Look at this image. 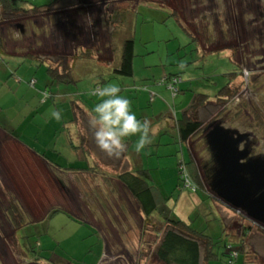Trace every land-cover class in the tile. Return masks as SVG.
Instances as JSON below:
<instances>
[{"label": "rangeland", "instance_id": "rangeland-1", "mask_svg": "<svg viewBox=\"0 0 264 264\" xmlns=\"http://www.w3.org/2000/svg\"><path fill=\"white\" fill-rule=\"evenodd\" d=\"M27 1L36 6L48 2ZM171 10L196 36L199 47L169 16ZM112 11H128L126 25L131 24L135 55L132 77L113 72L121 50L118 41L128 29L125 24L119 25L118 41L114 38L115 46L110 47L109 35L115 27L109 23ZM16 19L22 25L20 34L14 26L11 32L19 40L6 44V54H0V127L44 151L52 162L67 167L68 160L71 163L68 166L76 170L63 171L67 174L66 188L60 191L45 171L44 174L28 164L26 158L17 160L16 154L14 160V155L7 158L2 153L0 264H25L24 261L36 258L46 264H100L104 251L101 235L108 249L104 256L107 260L102 264H135L140 216L114 176L126 170L124 165L137 170L139 158L142 169L150 170L149 183L158 186L164 196L177 200L183 190L187 195L200 197L203 205L190 219L192 229L217 239L222 237L221 217L231 219L226 221L233 226L239 220L238 215L244 216L238 211L235 215L214 196L201 168L204 193L198 188L194 192L182 188L177 164L189 160L187 145L197 163H208L210 155L206 142L205 145L197 142L199 137L187 144L180 143L174 123L196 94H205L212 104L199 111L204 128L201 137L212 124L220 123L224 128L250 134L251 157L264 155V136L253 128L250 114L264 105V0H67L54 8H43L36 15ZM13 47L17 52L29 49L47 61L43 64L38 59L23 57L22 53L12 54ZM70 49L74 51L72 54L90 51L92 57L80 58L71 70L74 83L49 80L47 64L69 66ZM230 73H235L234 79L228 76ZM171 75L181 78L174 86L179 91L176 97L165 81ZM229 80L231 90L238 88L236 100L227 111L216 116L221 108L214 98ZM113 83L120 86L121 95L129 99L137 117L151 123L152 143L137 151V138L131 137L127 140V151L118 158L108 156L96 146L87 120L101 99L91 92ZM29 89L31 92H27ZM80 103L83 106L80 125L91 154L81 148L72 149L68 140L72 136L78 144L71 106ZM51 109L61 112L59 121L51 118ZM8 199L21 206L28 222L17 230L5 217ZM58 208L59 212L45 216ZM158 209L167 214L172 211L176 216L167 204ZM202 212L204 215H200ZM234 227L231 232L237 234L239 229ZM118 241L124 242L123 250ZM248 243L264 257V249H259L264 248V238L255 229ZM126 251L131 258L125 257ZM226 251L221 244L215 246L219 259L210 264H227L222 255ZM150 258L146 264H155ZM235 264H242V255Z\"/></svg>", "mask_w": 264, "mask_h": 264}, {"label": "trees", "instance_id": "trees-1", "mask_svg": "<svg viewBox=\"0 0 264 264\" xmlns=\"http://www.w3.org/2000/svg\"><path fill=\"white\" fill-rule=\"evenodd\" d=\"M63 1L67 0H48L47 4L45 5L36 6L27 0H0V54H6V44L18 42V38L14 37L11 32L12 26H14V29H18L19 32L18 26L20 23L16 19L17 16H27L28 14L36 15L43 8H54L57 4ZM126 13H128V11H112L109 16V23L111 26L115 25L114 29L109 35L110 47L115 46L113 39L115 38L117 40V34L119 32L117 28L119 25L125 24V26H127ZM169 16H173L175 18L177 23L189 36L190 41L195 42L198 46V39L181 23L177 12L175 10H171L169 12ZM203 20L204 17L202 16V21ZM127 29L128 32L124 34L119 41L117 40L121 46V50L119 61L116 68L113 70L115 75L122 77L133 76V58L135 55L134 40L131 37V24L127 26ZM204 30H206V28H204ZM25 31L26 30H24V32ZM2 35L5 36V38H3ZM207 41L208 39H206V42ZM22 51L17 52L14 47L11 49L12 54L15 52L22 53L23 57L38 59L40 63L43 64L47 61L45 58L33 54V52H30L29 49H22ZM90 56V51H81V53L78 54L79 58H87ZM74 63L75 62L73 60L70 67H63L61 63L47 64L46 74L49 80L54 82L58 81L65 84L74 83L75 80L71 72L74 67ZM233 63L235 62L233 61ZM242 74L243 73L239 69V75L243 76ZM228 76H232L234 79L235 73H230ZM165 81L168 83L170 90L176 97L177 92L179 91L175 89L174 86L181 82V78L177 75H171L167 76ZM231 81L229 80L226 85L220 88L214 98L216 104L221 108L217 112L216 116L222 115L236 100L238 88L235 87V90H231ZM243 82H241L240 86H242ZM256 84H254V86ZM94 90L91 92V94L97 95L93 94ZM208 100L209 98L207 95L201 93L196 94L192 99L188 109L184 110L180 118L175 121L174 124L176 133L180 143L187 144L190 140L199 137L197 142L202 141L205 145V138L204 136L201 137L204 128L203 123L200 121V110L205 108L207 105L212 104V102L210 103ZM73 111L74 115L72 122L75 123V128L77 129L76 133L79 138L78 144H76L74 138L72 136H68L69 144L73 149L81 148L86 154H91V151L87 145V139L82 134L83 132L81 133L82 129L80 127V123L82 119L79 117L81 109L75 107L74 105ZM250 114L252 116L253 128L261 133L262 136H264V105H262L261 109L258 110L254 108ZM194 146H196V144H194ZM187 149L189 153V160L187 162L182 160L177 164L179 179L182 182L179 167L183 164L186 168V175L194 185L195 191L197 188L202 191L199 168H201L203 171L206 182L209 184L214 176L216 166L213 162L210 152L208 163L203 164V161L199 163L195 161L191 152V148ZM64 170L75 171L76 169L66 168ZM81 171L86 172L88 169H83ZM114 178L123 185L130 198L136 205L137 212L140 216L139 246L136 253V264H146L148 261H150V257L153 258V262L155 264H209V262L219 259V256L214 252V247L219 244H221L223 248L227 250L226 253H222V255L227 259V264H235L240 255H242V264H264V257L258 255L254 250V246L248 243L249 236L251 235L253 229H255V231L264 238V228L255 225L250 221V223H247V219L244 216L238 215L236 211L232 210L235 215L239 216V220H237L238 222L236 221L233 226H229L226 220L230 221L231 219H223V217H221V221L223 222L221 229L222 237L214 239L205 234L203 231L192 229L191 223H185L177 216L172 214V211L168 214L164 213V209L159 211L158 208L163 207L170 197L164 196L160 192L158 186L151 185L149 183L152 180L149 169H137L134 171L124 170L115 174ZM110 190L112 191L111 186ZM7 204L8 206L5 213L10 223L15 227L16 230L25 225V222L28 223L26 217H24L25 215L23 210L18 203L8 199ZM101 206L105 210V207L103 205ZM119 209L124 213L122 206H120ZM57 212H59V210L52 209L45 216L48 217V215ZM234 226L239 229L237 234L231 232V228ZM233 254H235V257ZM35 261L40 260L36 258Z\"/></svg>", "mask_w": 264, "mask_h": 264}, {"label": "water", "instance_id": "water-1", "mask_svg": "<svg viewBox=\"0 0 264 264\" xmlns=\"http://www.w3.org/2000/svg\"><path fill=\"white\" fill-rule=\"evenodd\" d=\"M204 138L216 166L209 182L214 196L249 221L264 226V155L250 156V134L214 123Z\"/></svg>", "mask_w": 264, "mask_h": 264}, {"label": "clouds", "instance_id": "clouds-1", "mask_svg": "<svg viewBox=\"0 0 264 264\" xmlns=\"http://www.w3.org/2000/svg\"><path fill=\"white\" fill-rule=\"evenodd\" d=\"M95 92L101 99L92 108L89 126L101 151L118 158L127 151V140L131 137L137 138V151L152 143L150 121L137 117L129 99L121 95L118 84L100 87ZM50 115L57 121L61 119L58 109H51Z\"/></svg>", "mask_w": 264, "mask_h": 264}, {"label": "crops", "instance_id": "crops-1", "mask_svg": "<svg viewBox=\"0 0 264 264\" xmlns=\"http://www.w3.org/2000/svg\"><path fill=\"white\" fill-rule=\"evenodd\" d=\"M70 53L73 51L72 49H70ZM74 52V51H73ZM110 52V49H109ZM80 51H76L74 54L71 53V55H69V57L71 58V64L69 63V67L72 65V62L74 60V67L73 69L76 68V64L79 61V57L78 54H80ZM15 54V53H14ZM111 52H110V57H111ZM92 57V56H91ZM112 61V60H111ZM27 92H31V90H27ZM33 97V96H32ZM31 97V98H32ZM73 106H71V111H72V115H74V111H73ZM75 107L82 109V105L81 103L79 105L75 104ZM80 117V116H79ZM81 119V118H80ZM90 120V118H88ZM72 121V120H71ZM81 127V126H80ZM75 132H76V128H75ZM83 131H81L82 133ZM84 135V133H82ZM92 136V135H91ZM85 137V135H84ZM86 138V137H85ZM88 139V138H86ZM88 141V140H87ZM89 144V141H88ZM72 148V147H71ZM187 148L188 145H187ZM73 149V148H72ZM2 153L5 155L6 153V157L9 158L11 157V154L14 155V160H16V154L18 155V158H22L25 159L26 158V162L28 164H31L33 167L35 165V167L39 168V170L41 169L42 172L44 173V171L50 176L49 178H52L54 180L55 183L58 184V188L60 191H65L66 188V184H65V180H66V175L63 171L66 170H62V169H66V168H71L70 166H68L69 161H66V165L67 167H62L61 165L58 164V162H52L51 160H49L46 157V154L44 151H39L36 147L34 146H30L28 144H26L25 141L21 140V138H17L15 137V134L12 132H7L6 130H3L0 127V157H2ZM10 153V154H9ZM61 155H59L60 157ZM62 157V156H61ZM65 160V159H64ZM56 161H59L58 159ZM8 165V164H7ZM126 170H132V168L128 167L127 165H124ZM137 167L136 169H142L143 165L142 162L139 158V162H137ZM67 172V171H66ZM71 173V172H70ZM45 174V173H44ZM84 178V177H83ZM82 177L80 178L81 181L83 179ZM51 179V180H52ZM80 181V182H81ZM115 181L120 184L121 186H123L119 181H117L115 179ZM94 192V191H93ZM204 193V192H203ZM85 195H89L91 193H84ZM92 195V194H91ZM107 195V194H106ZM128 195V194H127ZM166 204L170 207L173 208V210H175L176 216L181 219L182 221H184L185 223H190V219L191 217L194 215L195 210H197L198 207H200V205H203L202 200L200 199V197L198 198L197 196H192V195H187L184 193L183 190H181L180 195L178 196L177 200H173V198H169V200L166 202ZM101 206V205H100ZM62 209V208H61ZM57 210L60 211V208H58ZM65 210V209H64ZM121 211V210H120ZM203 214L200 213V215H204L205 212H202ZM5 217H7V215L5 214ZM228 219V218H227ZM9 220V219H8ZM92 220L94 221V219L92 218ZM10 222V221H9ZM111 223V221H110ZM12 226V224H10ZM113 227V226H112ZM16 236V235H15ZM102 240H103V246H104V251H103V259L101 261L100 264H102L105 261V254L106 252H108L107 250V243L106 240L104 239V237L101 235ZM118 237V235H117ZM118 243L121 246V249L123 250V248L125 247L124 242L122 243L121 241H118ZM124 246V247H123ZM138 246H139V238H138ZM137 246V247H138ZM260 250L264 249V248H259ZM127 259L131 258L130 255L128 256V253L126 251V256ZM136 258V257H135ZM116 259V258H115ZM118 259H122V258H118ZM107 260V259H106ZM114 260V259H113ZM112 260V261H113ZM28 261V262H27ZM24 261L26 262L25 264H46L42 261H35V259H30ZM32 261V262H31ZM216 261V260H213ZM212 262V261H211ZM135 264H136V259H135ZM210 264V262H209Z\"/></svg>", "mask_w": 264, "mask_h": 264}, {"label": "built area", "instance_id": "built-area-1", "mask_svg": "<svg viewBox=\"0 0 264 264\" xmlns=\"http://www.w3.org/2000/svg\"><path fill=\"white\" fill-rule=\"evenodd\" d=\"M30 83L33 84V81H31ZM96 89H98V88H96ZM95 90H94L93 94H96ZM179 170H180V174H181V178H182L183 188L194 192L195 187L192 184V182L189 180L188 176L186 175V168L183 164L180 165ZM233 256L235 257V254H233Z\"/></svg>", "mask_w": 264, "mask_h": 264}, {"label": "flooded vegetation", "instance_id": "flooded-vegetation-1", "mask_svg": "<svg viewBox=\"0 0 264 264\" xmlns=\"http://www.w3.org/2000/svg\"><path fill=\"white\" fill-rule=\"evenodd\" d=\"M24 32V31H23ZM36 55V54H35ZM251 156V155H250ZM253 156V155H252Z\"/></svg>", "mask_w": 264, "mask_h": 264}]
</instances>
